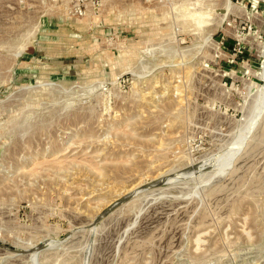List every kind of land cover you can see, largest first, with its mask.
Listing matches in <instances>:
<instances>
[{"label": "rangeland", "instance_id": "rangeland-1", "mask_svg": "<svg viewBox=\"0 0 264 264\" xmlns=\"http://www.w3.org/2000/svg\"><path fill=\"white\" fill-rule=\"evenodd\" d=\"M0 264H264V0H0Z\"/></svg>", "mask_w": 264, "mask_h": 264}, {"label": "bare ground", "instance_id": "bare-ground-1", "mask_svg": "<svg viewBox=\"0 0 264 264\" xmlns=\"http://www.w3.org/2000/svg\"><path fill=\"white\" fill-rule=\"evenodd\" d=\"M131 137H132V135H130ZM78 142V141H77ZM57 151V150H56ZM60 151V150H59ZM59 151L57 152V153H59ZM57 153H56V155H57ZM49 154H51V153H49ZM55 159V158H54ZM53 159V162H52V166L53 167H55V168H58V169H61V168H64V163H63V161L62 160H59V159H56V160H54ZM46 161V160H45ZM48 161V160H47ZM32 162V161H31ZM51 162V161H50ZM49 161H48V163H50ZM83 163V162H82ZM90 163V162H89ZM89 163H87V164H89ZM42 163H40V165H41ZM86 164V163H85ZM35 165V164H34ZM37 165H39V164H37ZM39 165V166H40ZM90 165V164H89ZM92 165L93 164H91L90 166H91V169L93 168L92 167ZM89 166V167H90ZM35 167H36V165H35ZM88 167V166H87ZM34 168V167H33ZM33 168H31V169H33ZM94 169V168H93ZM96 170H98L97 168H95ZM41 172V171H40ZM36 174V173H35ZM37 174H39V172L37 173Z\"/></svg>", "mask_w": 264, "mask_h": 264}]
</instances>
